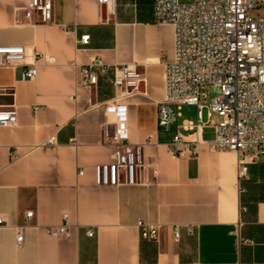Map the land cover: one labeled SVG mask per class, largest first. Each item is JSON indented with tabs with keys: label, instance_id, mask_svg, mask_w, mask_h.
<instances>
[{
	"label": "crops",
	"instance_id": "0c3cea01",
	"mask_svg": "<svg viewBox=\"0 0 264 264\" xmlns=\"http://www.w3.org/2000/svg\"><path fill=\"white\" fill-rule=\"evenodd\" d=\"M27 4L0 0V44L23 45L24 63L37 64L32 81L20 79L23 64L0 67V105L17 113L16 125L0 127V264H264V159L238 178L236 152L205 142L214 136L211 125L198 135L184 128L197 121L193 105H182L168 130L157 127L156 101L175 48L174 28L156 23L153 0H116L113 13L97 0H53L49 23L36 12L27 18ZM84 35L88 42H78ZM95 56L136 63L145 73L120 100L128 141L142 145L139 184L95 183L94 165L111 160L103 123L115 96L111 70L90 89L78 85L79 65ZM203 110L202 121L219 119ZM176 135L198 136L196 152L173 156L168 145ZM138 220L156 225L155 240L140 237ZM61 223L69 225L67 238L47 233Z\"/></svg>",
	"mask_w": 264,
	"mask_h": 264
},
{
	"label": "built area",
	"instance_id": "2783aa9c",
	"mask_svg": "<svg viewBox=\"0 0 264 264\" xmlns=\"http://www.w3.org/2000/svg\"><path fill=\"white\" fill-rule=\"evenodd\" d=\"M97 1L108 12H114L116 0ZM153 7L156 23L173 26L175 48L173 60L165 63L164 97L156 101L158 129L168 130L182 105L195 106L197 121L186 120L184 128L198 135L205 124L211 125L214 136L205 141L209 149L235 151L237 176H245L250 163L264 159V0H153ZM24 9L27 18L36 12L40 23L53 19V0H28ZM78 42L87 43L88 36H82ZM34 56L44 62L54 60L37 51ZM24 58L23 45L0 44V67L23 64L20 79L32 81L37 75V64L24 63ZM137 66L136 63L107 64L99 56L79 65L78 85L88 89L97 84L99 73L108 70L113 73L115 96L105 106L103 123L104 143L112 149L111 160L94 165L97 185L142 182L138 174L144 158L142 145L128 141L127 108L120 101L138 90L140 82H145V73ZM209 85L219 86L220 93L203 103L201 90ZM204 107L209 116L215 114L219 119L202 121ZM16 123V110L10 105H0V127ZM52 141L50 137L48 142ZM198 141V136L185 141L176 135L168 148L173 156L185 151L194 154ZM180 144L184 148H178ZM77 173L82 174V170ZM32 214L31 210L25 213L27 218ZM2 225L0 216V228ZM136 227L140 237L156 239L155 224L138 220ZM186 228L189 233L194 232V225ZM46 231L57 238H67L70 234L67 223L48 226ZM93 234L92 229L87 230L88 236ZM179 234L176 224L174 238L178 239ZM22 238L19 229L16 242L20 244Z\"/></svg>",
	"mask_w": 264,
	"mask_h": 264
},
{
	"label": "rangeland",
	"instance_id": "374dc122",
	"mask_svg": "<svg viewBox=\"0 0 264 264\" xmlns=\"http://www.w3.org/2000/svg\"><path fill=\"white\" fill-rule=\"evenodd\" d=\"M255 12H261V9H255ZM201 91L202 94L205 95V96L202 95L201 101L203 103H208L215 95L220 93V87L217 85H209L203 88ZM205 112L206 109L203 110L204 117H205Z\"/></svg>",
	"mask_w": 264,
	"mask_h": 264
}]
</instances>
